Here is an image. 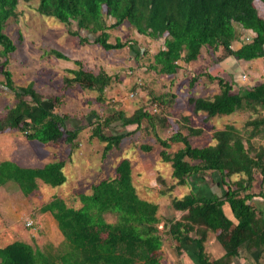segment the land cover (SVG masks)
<instances>
[{
  "label": "trees",
  "instance_id": "1",
  "mask_svg": "<svg viewBox=\"0 0 264 264\" xmlns=\"http://www.w3.org/2000/svg\"><path fill=\"white\" fill-rule=\"evenodd\" d=\"M264 3V0H259ZM19 0H0V85L8 89L14 103L0 116V133L6 129L22 132L27 140L42 144L56 143L61 138L77 147L75 139L81 127L68 129V115L56 111L60 97H45L33 82L26 85L14 83L7 68L9 55L16 45L5 32L9 18L17 17ZM254 0H38L35 10L44 16L53 17L60 23L75 24L69 29L70 36L80 44L93 43L104 50L119 49L127 45L115 39L109 41L108 29L127 23L138 34L152 39L163 38L162 47L154 54L149 68L163 75H174L189 62H196L203 49L213 53L220 50L213 61L212 71L192 75L189 86L197 78L206 76L216 81L218 90L210 96H189L192 111L204 113L208 121L217 115H229L236 111L250 114L241 129L226 124L211 134L213 144L194 146L189 138L199 136L202 129L192 126L188 115L180 119L158 115L144 107L130 115L111 109L103 118L96 115L91 135L104 143L102 156L117 148L122 138L139 131L142 127L150 132L159 144L158 155L163 163H169L170 176L174 183L159 194L171 192L175 185H183L193 174L216 172L219 184L225 190L221 196L205 197L192 192L182 197L170 196L173 210L183 212L177 219H166L167 234L179 243H194L195 254L200 264H209L205 242L210 232L225 249L222 258L214 264H225L237 250L246 246L264 247V223L256 209L247 200L253 174L259 170L264 178V151L254 146L253 137L264 129V81L250 86L238 87L217 75L219 63L229 56L237 60L264 57V18L253 4ZM110 22V23H108ZM238 30L250 32L251 40L234 48L239 39ZM86 31L92 36L83 35ZM129 47L137 59L139 52ZM58 59L69 58L56 49H49ZM67 68L62 76L65 88L78 87L97 92V100H103L105 88L115 76L100 70L94 73L85 69L79 60ZM171 100L173 94L170 93ZM166 104L164 94L153 96ZM51 104V105H48ZM167 105V104H166ZM176 120V122H175ZM178 121V122H177ZM132 125L122 133H105L112 123ZM145 122L147 126H142ZM175 127L169 135L161 132ZM184 130V131H183ZM139 148L152 150V145L142 143ZM64 161L57 160L42 167H20L11 161L0 162V185L7 180L15 181L24 195L36 187V179L55 187L63 184ZM233 179V177H235ZM159 182L165 181L158 176ZM90 193H79L80 206H68L57 196L40 207L49 212L63 236L62 242L45 248L33 246L23 240H14L0 246V264H159L161 237L157 204L138 196L131 180V163L121 159L114 168V175L93 183ZM171 194V193H170ZM228 203L236 220L227 218L222 210ZM111 215L108 222L104 215ZM179 245L176 246L177 251Z\"/></svg>",
  "mask_w": 264,
  "mask_h": 264
},
{
  "label": "rangeland",
  "instance_id": "2",
  "mask_svg": "<svg viewBox=\"0 0 264 264\" xmlns=\"http://www.w3.org/2000/svg\"><path fill=\"white\" fill-rule=\"evenodd\" d=\"M37 1L19 0L16 8L17 17L9 18L6 23L5 32L16 45L15 51L9 55L7 68L11 71L15 84L26 85L32 81L35 89L45 97H60L61 101L56 111L68 115L66 120L68 129L81 127V131L75 139L77 143L75 148H71L64 137L56 143L50 142L42 146L26 142L23 133L19 131L6 129L0 133H8L4 134L7 135L4 139L9 137L11 142L12 152H8L9 157L31 166L40 165L53 158H62L67 176V180L60 188L38 181L37 188L30 194L24 196L20 193L14 194L10 204L0 197V246L14 240H23L40 248H45L49 244L52 247L58 246L63 236L50 213L41 212L40 207L53 196L62 198L68 206H80L78 193H90L92 183L113 176L116 164L123 158L133 162V172H139L143 178L153 179L156 169L159 174L168 175V163L161 162L158 155L159 144L143 127L122 138L117 148L111 149L102 156L104 143L91 135L96 115L103 118L110 113L111 109L121 110L125 115H130L135 109L144 107L154 114H166L176 119H180L185 113L191 117V122L195 126L206 128L210 127V124L205 120V114L202 112L194 114L187 99L191 95L210 96L218 90L216 81H210L206 76L197 78L192 87L189 86V80L192 75L205 70L212 71L213 61L220 55V50L213 53L209 48H205L198 61L182 65L176 74H159L151 70L149 64L153 60V54L162 47L163 38L152 39L140 35L127 23H122L108 29L109 41L114 42L118 38L122 42H128L126 46L104 50L97 44H80L76 37L68 33L69 29L75 28V24L66 25L53 17L39 14L35 10ZM253 4L264 18V3L254 0ZM237 32L239 39L233 42V47L237 45V41L239 44L240 41L245 43L251 40L250 32L238 30V28ZM81 33L92 38L86 31L82 30ZM130 44L139 52L137 59L134 58ZM49 49L59 50L69 60L58 59L50 53H45ZM73 60L81 61L85 69L94 73L104 70L115 76L105 88L103 100H97L95 91L63 86L62 76L67 73L65 69L75 66ZM217 75L232 82L234 91L238 87L255 83L252 82L249 85L247 75L242 74L239 77L242 83L237 84L230 70H219ZM2 79L3 76L0 74V81ZM249 80L252 81V79ZM170 93L173 94L172 100ZM160 94L165 95L167 105L160 101L156 103L153 96ZM14 101L10 91L0 85V116ZM215 117L217 119L213 125L220 126L225 118H222V115ZM241 118L235 117V121H242ZM172 123L170 129L161 132L162 136L166 137L171 133L175 127L174 122ZM142 126L147 124L143 122ZM132 127V125L123 127L119 122H115L103 131L122 133ZM189 140L192 145L201 147L210 142V137L202 135L190 137ZM142 143L152 145V150L142 151L139 148ZM138 185L139 194L143 196L142 185ZM104 217L108 222L113 221L111 215L107 214ZM165 226L166 224L163 228Z\"/></svg>",
  "mask_w": 264,
  "mask_h": 264
},
{
  "label": "crops",
  "instance_id": "3",
  "mask_svg": "<svg viewBox=\"0 0 264 264\" xmlns=\"http://www.w3.org/2000/svg\"><path fill=\"white\" fill-rule=\"evenodd\" d=\"M241 43L242 42L240 41V43L238 44V41H237V45H235L234 48L240 47ZM219 66L221 69L230 70L231 75L234 78L235 82H237V84L239 82H240L239 84L242 83V81H240L239 79V77H241L242 74L247 75L246 78L249 81L248 83L249 85L252 84V82L259 83V82L264 81V57L263 56L254 57L250 60H244V61H240L234 58L233 56H229L225 58L223 61H221L219 63ZM228 73L230 74V72ZM249 79H252V81H250ZM183 114L186 115L185 113ZM217 116H220V115H217ZM222 116H223L222 118H225V119H223L220 126L216 127L215 125H213V122L215 121V119H217V117L214 116L207 121V123L210 124V127H206V128L202 126L200 127L203 131L199 136L207 135L208 137H210V142H208L207 145L214 143V141L211 139V134L214 130L222 129L226 124H233L237 128L241 129L245 121L250 119L249 117L250 114L243 112V111H236L232 114L222 115ZM238 116L242 117L241 118L242 121H235V117H238ZM189 119L190 121L192 120L191 117H189ZM201 123L202 125L204 124L203 121H201ZM191 125L195 126L192 122H191ZM4 134H8V133L5 132ZM4 134H0V162L11 161L20 167L27 168V167H42L44 164L48 162L63 160L62 158H53L52 160L46 161L37 166H34V165L31 166L30 164L21 163L20 161L14 159L13 157H9L8 152L9 151L10 153L12 152L10 148L11 142H10L9 137L8 139H4V137L7 136ZM192 137H197V136H192ZM25 140L26 142L30 144L35 143L38 145L40 144L42 146H46V144L44 145L36 140H27L26 138ZM252 142L254 143V146L256 147L261 146L264 151V129L261 130L260 133L256 134L255 137H253ZM132 163H131V180H132V183L135 187V190L138 196L141 197L142 199H146V200L152 201L157 204L156 216L159 219L158 229L160 230L159 234H160L161 242H162L161 248L159 249V252L161 254V259H160L159 264H200L195 254L194 243L188 244V243L183 242V243H180L179 245L178 242L174 241L167 234L168 223H166V219H177L183 213L181 211L173 210V208L170 205V196L172 195V196L179 198L190 192L196 195L205 196V197L221 196L225 188L221 184H219V177L217 173L213 171V172H206L202 175L193 174L187 179L185 184L175 185L171 192H166V194H159L160 190H163L168 185L174 183L173 179L170 176L171 167L169 163L167 164L168 175L165 176V175L159 174L158 169H156L155 170L156 172L153 174L154 175L153 179H150L148 177L143 178V175L142 174L140 175L139 172L134 173L133 168H132L133 166ZM62 170H63V173L65 174L64 166ZM158 176H160L165 181V183L159 182L157 180ZM235 178L236 176L233 177V179ZM66 180H67V176H66ZM38 181H41V180L36 179V184ZM138 184L142 185L141 188L143 190V196L139 194L140 188ZM62 186L63 185L61 184L58 187L60 188ZM5 188H7L9 191H7ZM16 193H20L22 196H24V194L22 193L18 184L15 181L7 180L5 181L4 184L0 185V197L3 200L5 199V201L7 200L9 204L12 200V196ZM247 193L250 194V197L247 200V202L256 209L257 215L259 217L261 216L260 217L261 221L264 223V178L259 170H256L254 172L253 179L251 180ZM222 210H223L224 215L227 218H229L233 222H236L228 203L225 202L223 204ZM165 224L166 226L165 228H163ZM177 245H179L180 247L178 251L176 249ZM205 248H206V253L208 255L209 264H214L213 263L214 260L222 258L223 255L225 254L224 247L216 239L215 233H212V232H210L207 237V241L205 242ZM225 264H264V247L244 245L240 247L237 250V253L233 255Z\"/></svg>",
  "mask_w": 264,
  "mask_h": 264
}]
</instances>
